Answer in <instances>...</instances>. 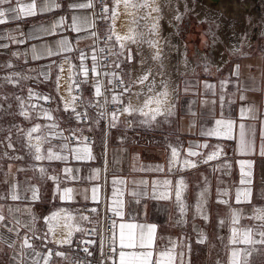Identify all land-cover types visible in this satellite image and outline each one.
<instances>
[{"label": "crops", "instance_id": "1", "mask_svg": "<svg viewBox=\"0 0 264 264\" xmlns=\"http://www.w3.org/2000/svg\"><path fill=\"white\" fill-rule=\"evenodd\" d=\"M95 1L91 0L93 7L75 9L69 6L89 3L90 0H12L11 4L0 6V10L6 12L5 22L0 24V65H11V62H8V57H14L15 66L26 71L24 77H28L29 89L35 93L31 99H29V90L26 94L27 103L35 106V109L32 107L29 111L33 110L40 116L38 120L40 131L37 137L46 138L41 142V154L46 155V150L51 147L54 152L68 156L66 161H37L35 163L37 170L35 171L32 168L29 172H7L4 178L7 183H3L0 194L7 195L10 186L17 184V192L21 199L0 201V204L5 206L4 215L9 216L8 206L19 208L20 212L16 215L23 222L30 219L27 212L29 208L38 217H45L53 211L65 209L74 217L73 220L67 221L72 226L71 240L73 242L84 232L86 227L98 224L97 221L102 220L104 214H112L110 209L114 208L116 201L119 200L123 201L124 218L122 220L120 217H114L117 221V235L119 223L128 222L130 214L136 215L137 218L134 222L158 226L156 232L157 250L171 247L169 244V238H171L176 245V252H184V264H217V261L220 264H228L230 248L233 247L229 245L231 211L239 209L242 212L238 227L252 226L258 223L248 219L253 215V205L264 206V198L259 197V194L264 192V184L261 182L264 178V158L259 155L243 154L239 148L240 124L245 125L246 139L253 141L257 150L259 148L261 132L264 130L261 122L251 118L252 114L241 118L240 108L255 104L260 112L264 113V92L249 91L244 93L247 100H240L241 92L237 90L236 77L231 76V73L234 66L238 64L241 73L240 81L244 88L264 87V45L260 43L250 45L248 42L245 43V46L249 47L247 48L242 45L240 37L238 49L235 52L230 50L233 53L229 58L227 55L225 58L222 44L218 47L215 44L213 46L210 44L213 62L216 58V49H220L219 62L221 65L218 67L215 63H209L211 59L204 50L208 46L207 42L211 41L209 36L213 35L211 28H204L203 31L192 29L190 34L194 37L197 36L196 40L199 43L197 45H191L189 41H186L187 44L183 43L186 54L189 57L191 55L199 57L200 63L194 65L188 63L191 70L180 74L177 78L176 87L178 86L180 91L179 99L176 102V114L168 118L169 122H164V120L160 126L150 129H141L136 126L127 127L125 120L120 118L114 132L110 136H105L100 120L98 124L93 123L97 118L91 116L88 126H78L74 123L71 106L65 110V107H57L55 103L49 108H45L43 104L44 96H51L53 100L55 99V90L49 91L46 88L52 76L51 69L56 71V76L51 81L56 85L55 81L57 75L61 74L60 66L62 65L68 72V88L69 85L72 88L76 66H70L68 62H65V58L67 57L71 61L73 55L76 56L78 53L77 49L84 50L93 45L92 39L76 42L78 36H86L88 33L74 30L73 17L77 18L76 26L81 28L95 21V27L88 28V31L98 34L103 23L97 19ZM33 2L36 5L35 15L25 16L22 12L7 13L6 11L9 7L24 8ZM201 3H205V0H201ZM49 5L52 6L49 7ZM42 8L44 11H41ZM196 19L199 21L197 15ZM207 21L211 23L210 26L216 24V21L207 19L199 21V23ZM177 25L178 23L175 28ZM62 39L69 41L72 50L52 56L47 55L49 51L56 52L61 47L59 42ZM34 55L39 58H34ZM201 59H204V62ZM206 64L208 65L207 71L205 70ZM249 65L252 66V70L249 69ZM194 66H196L195 74L192 72ZM70 68L71 73L69 72ZM45 73H48L47 78H45ZM222 81H227L224 87H221ZM206 82L214 85V88L206 90L204 87ZM185 83L191 86L187 93L184 91ZM205 100L208 101L207 104L203 103ZM230 101H235V103H229ZM190 107L197 113L195 117L189 114ZM44 109L49 110L51 120L43 115ZM221 118L225 123L228 120L233 121L232 138L224 135L212 137L201 135L202 131L215 128V120ZM261 118L264 119V117ZM52 124L57 127L55 129L47 127ZM71 128L83 129V137L86 134L92 135V143L85 144L79 138V132H77L75 143L71 144L65 141L62 137H67L66 132ZM55 133H62V136L55 135ZM121 137L124 139L121 140ZM64 143H69L71 149H79L81 154H84L83 150L87 149L94 158L77 160L73 152L62 153L60 146ZM169 144L177 147L179 151L177 163L171 171H169L171 158ZM197 144H207L208 147H193L191 150L195 151L197 155L189 157V146ZM214 151L219 155L207 163H203L202 161ZM185 160H189L196 166H186ZM249 161H254L251 177L252 201L251 203H236L237 189L245 187L240 184L241 164H246ZM40 166L48 169L49 176L54 175L59 178L61 189L68 187L75 190L72 200L61 201L59 198L53 200L55 185L51 179L40 177L38 171ZM157 166H162L163 170L157 171ZM65 168L72 169V172L66 174ZM77 169L79 171H76ZM73 177H78V179H73ZM114 180L124 181V183L114 185ZM165 180L171 181V186L167 188L170 199H152L154 187L157 195L166 190ZM181 180L185 185L182 192V199L186 205V215L184 216H181L174 196L175 186ZM33 186L39 189L40 198L36 202L31 201L32 194L28 190ZM93 187L97 189L96 201L92 200ZM205 187L208 191L205 193L203 210L207 219H204L196 210L198 201H201L200 193ZM133 191L145 193L140 204L135 203L131 194ZM218 191H227L228 196L218 197ZM85 195L88 199H85ZM218 200H225L227 203H219ZM142 205H147L146 214ZM93 207L98 209V214L94 213L89 217V221L82 220L81 216L85 215L84 211ZM157 209H167L168 211H157ZM9 219H12L11 216ZM179 219L186 220V223L177 224L176 221ZM221 220L224 221L223 226L220 225ZM64 224L65 220L60 219L55 234H49V242L46 243V246L39 239L31 240L35 250L41 253L40 264H44V258L49 250L52 252L49 264H66L62 258L55 255V252L60 251L61 247L68 246L55 243V240L63 238L69 230L64 227ZM76 226H79L82 231H76ZM194 227L204 233L206 237L204 243H197L199 234L194 230ZM36 229L37 235H43L47 231L43 219L37 222ZM26 232L27 229L22 228L21 237ZM27 234L30 237L32 235L30 232ZM0 237L3 238L0 240V259L3 256L12 261L13 255H16L18 260L23 261V264H32V259L35 258L33 250L22 249L20 238L8 233L3 228H0ZM159 237H163V239L161 240ZM10 240L16 241L15 248L8 247ZM189 245L191 252L188 251ZM239 247L244 246L239 245ZM21 252L24 253L23 256H20ZM177 264H179V260H177ZM256 264H264V261L258 260Z\"/></svg>", "mask_w": 264, "mask_h": 264}, {"label": "snow or ice", "instance_id": "2", "mask_svg": "<svg viewBox=\"0 0 264 264\" xmlns=\"http://www.w3.org/2000/svg\"><path fill=\"white\" fill-rule=\"evenodd\" d=\"M12 0H0V6H3L5 4H11ZM99 3L101 4V12L103 15L97 17V19L100 20H111L115 21L119 16V9L121 6L125 9H151V11L147 14V16H142L140 19H148L151 18L153 20V23L148 27V37L145 39L143 32H137L135 28L129 29V32L124 35L117 34L115 32L114 24L109 26L108 34L106 35V45L103 48L98 47L99 43V36L96 32L88 31V28L95 27V21L90 22L87 26L81 28L79 26H76L77 18L73 17V26L74 30L77 32L80 31H86L88 34L86 36H78L76 38V42L79 43L80 40L84 39H92L93 40V47L90 49L91 51V68L87 67L83 62L88 59V55L80 49H77L79 56L78 58L81 61L80 64V71H82L84 80L80 81V83H87L88 73L91 71L94 76L96 77H105L107 78V83L110 85V88H106L105 91L111 92L112 95L110 98L106 95H104V92H102L103 87V81L100 79H96L93 83V86L95 88V96L96 97H102L103 96V104H100L99 101H97V105L102 109L97 113V119L93 121V123L98 124L99 120L107 119V129L110 130L113 127H116L119 123V118L121 115H129V116H139L141 119L138 121L136 120H129L127 121V124L131 125L133 123H139L140 125H147L151 126L153 122L156 121L158 116L165 117L164 122H169L168 118L174 116L175 109H176V102L179 99V87L173 88L170 90L169 84H170V77L166 71V56H167V48L169 45V40L167 37H163L161 35V26L159 24V20L161 19L160 16L152 17L151 13L156 12L159 13L161 11V8L157 4L156 0H112V6L109 7L108 0H99ZM155 5V6H153ZM52 5H49L51 7ZM70 8H89L93 7V4L91 3V0L89 3H80V4H72L69 6ZM35 3L28 4L24 8H17V7H9L7 8V13H18L22 12L25 16L35 15ZM41 11H44L42 8ZM128 15H132L135 17V12H126ZM6 15L5 10H0V24L4 23V17ZM177 20L180 19L179 16L176 17ZM133 23L139 27L138 20L134 19ZM113 36H115V42H113ZM14 39V38H13ZM163 40V43L161 41ZM60 48L56 51H49L47 55L52 56L55 54H58L60 52H70L72 49L69 46V41L67 39H62L60 42ZM138 45L143 46L147 45L149 48L152 49V53L150 56V59L157 62L159 71L153 72L151 67L142 69L139 71V74L135 76V78L132 77V72L134 69H128L127 73L124 72V70L121 68V65L125 63L132 64L135 60L136 56H142V47H137L135 51L130 47V45ZM119 46V49L117 50L116 46ZM35 51V50H34ZM97 53H106L103 56H98ZM110 56H114L115 59L112 60L110 63L105 64L103 61L108 60ZM34 58H39L38 56L34 55ZM65 62L71 63L69 58H65ZM139 63L141 65L144 64V60H140ZM188 60H184V64L188 65ZM108 68H116L121 69L120 73H117L116 71H100V69H108ZM208 65H205V70L207 71ZM249 69L252 70V66L249 65ZM60 71H63L62 65L60 66ZM71 68L69 69V72L71 73ZM196 66L192 68L193 74H195ZM128 75V80L126 81L124 79V75ZM240 65H235L233 68V71L231 73V76L236 77V86L237 90L241 92L240 100L246 101L247 96L244 94L249 91H261L264 92V87H253V88H244L243 83L240 81ZM45 78H47L48 73H45ZM157 76H159V80H157ZM24 79H28V77H24ZM254 79V78H253ZM4 80L8 83H16L12 79L11 76L4 77ZM59 80L60 76L57 75L56 78V91L59 92ZM227 83V81L221 82V87H224V85ZM138 85H142L143 87L139 92H132V89ZM3 85H0L2 87ZM190 85L188 83H185L184 91L187 93L190 90ZM204 87L206 90H210L214 88V85L205 83ZM119 89V91H117ZM71 92V85H69V93ZM128 95L127 99H124L125 94ZM35 93L31 89H29V99H31ZM135 96L138 103L133 104L132 97ZM144 97L143 101L141 102V97ZM19 100L20 97H17ZM43 99L45 100H51L53 99L51 96H44ZM76 97H73V104H65V110H67L68 107H72V111L75 115L76 120L88 119L87 113H79L76 112L74 101ZM203 103L207 104L208 101L205 100ZM229 103H235V101H230ZM97 105H93L91 102H89V107H95ZM108 105H114L115 107L112 109L111 112L108 110ZM33 109H35V106H32ZM189 114L192 116H196L197 113L192 110V108H189ZM248 114H252L251 118L258 119L261 122L262 129H264V119L261 117H264V113L260 112V109L255 105H245L240 108V115L241 118L245 117ZM20 115L25 117V119H30L29 113L27 111L23 110V101H21V112ZM43 115L51 120L52 117L49 114V110L44 109ZM215 128H210L206 131H202L201 135L203 136H220L224 135L228 138H232V130L234 127L233 121L228 120L227 123H225L224 119H216L215 120ZM18 127V126H16ZM50 129H55L57 125L52 124L48 125ZM40 130V125H35L32 127L27 133L26 136L29 140L32 138V133L38 132ZM91 130V129H89ZM70 135L68 137H62L65 141H71L73 138L76 137V133H80V139H87L86 137H83V129H76L71 128L67 130ZM55 135L62 136V133H55ZM9 140L8 147L12 148L13 145L11 144V136L7 137ZM46 138L44 137H37L38 143L36 145H32L29 143L30 148H34L35 154L33 155V159L35 161H53V160H59V161H66L68 159L67 155H61L53 151V148H48L46 150V155L41 154V142H43ZM124 138L121 137V140ZM261 142L259 144L258 150L255 147V144L251 140L246 139L245 134V125L240 124L239 125V148L241 153L248 154V155H259L261 158H264V130L261 132ZM171 150V158L169 161V171H171L172 167L175 166L177 163V157L179 155L178 148L175 146H172L171 144L168 145ZM193 147L196 148H206L208 147L207 144H197V145H190L188 156H196L197 153L195 151H192L191 149ZM61 152L70 151L73 152L75 155V158L77 160H85V159H93L92 155L87 149H84V154H81L79 149H71L69 147V143H64L60 146ZM219 155L218 152H212L207 156L205 160H203V163H207L208 161L216 158ZM0 158H9V159H23V157H8V153L5 152L3 154V157ZM138 158V157H137ZM184 164L186 166L195 167L196 165L194 163H191L189 160H185ZM254 166V161H249L246 164H241L242 174L240 179V184L244 185L242 189H237L235 193V201L236 203H251L252 197H253V189L251 187L252 185V169ZM33 170H37V166L33 165ZM230 167V165H228ZM3 168L0 166V171H2ZM157 171H162V166H157ZM11 171V166H9V172ZM18 171H23V169H18ZM38 171L40 173V177L42 179H51L54 183V189H53V200L59 198L61 201H68L72 200L74 196L75 190L72 188L65 187L61 189L59 187L60 180L57 176H49L48 169L46 167L40 166L38 167ZM76 171H79L78 169ZM64 172L71 173L72 169L65 168ZM73 179H78V177H73ZM4 183H7V180L3 181ZM262 184H264V178H262ZM116 183L123 184L124 181H113V184ZM143 183V182H142ZM207 183V182H206ZM164 185L166 186V190L164 192H161L159 195L155 192V187L153 190L152 199L155 200H168L170 199L169 191L167 188L171 186V181H164ZM185 185L183 180L179 181L178 184L175 186L174 189V196L175 201L179 207V212L181 216L186 215V205L182 199V192ZM18 185L12 184L10 186V190L7 193V195L0 194V201L11 199L13 201L21 199V197L18 195L17 192ZM31 191V201L36 202L39 200V189L35 186L30 187L28 189ZM208 191L207 187L203 189L200 193L201 201H198L196 205V210L198 214H201L204 219H207V215L204 214L203 210V202L205 193ZM97 189L93 187L92 189V200H97ZM132 196L134 197L135 203L140 204L141 198L145 196V193L143 192H136L133 191ZM115 195V193H114ZM218 197H224L228 196L227 191L217 193ZM260 198H264V192H261L259 194ZM85 199H88L87 195H85ZM219 203H227L225 200H218ZM123 201H116V206L114 208H111V212L114 217H120L122 220L124 218V211H123ZM4 205L0 204V228L5 229L8 233L13 234L15 237L20 238L22 240V244L20 247L22 249H32L34 253V257L32 259V264H40V257L41 253L37 252L34 248V245L31 243L32 239H39L42 242H44V246H46V243L48 241L49 234H55V229L59 225V220L63 219L65 220L64 227L68 228L66 235L61 238L55 240V243L58 245H71L72 240V230L71 225L67 223V221L73 220L74 217L71 213H68L65 209H58L56 211H53L48 216L45 217H38L35 214L32 213L31 208L27 209V212L30 216V219L27 221H21L20 218L16 215V213L20 212L19 208H12L11 206H8L7 211L9 213V216H11V220L9 219V216L4 215ZM143 211L147 212V205H142ZM79 211V210H77ZM86 211H90L92 213L98 214V209L96 207H93L91 209H88ZM157 211H164L167 212V209H157ZM253 215L248 217V219H251L253 221H256L258 223L252 225V226H239L240 220L242 218V212L239 209H235L231 211L230 215V222H231V236L229 237V245H232L233 247L230 248V256L228 260V264H256L258 260L264 261V206H255L253 205ZM136 215L130 214L128 222L119 223V233L117 235V221L115 219H112L110 230L112 232V236L110 237L108 244H107V252L104 251V242L101 241V260L102 262L111 261L112 264H177V260H179V264H184V252L180 251L179 253L176 252V245L175 243L169 238V244L171 247H165L162 250H157L156 248V240H157V225L156 224H148L145 225L143 223H137L136 221ZM43 219L45 222V226L47 227V231L43 233V235H37V229L36 224L39 220ZM81 219L84 221H89V217L87 215H82ZM103 219H108L107 216L103 217ZM14 221V222H13ZM97 223H102V220H98ZM177 224H184L186 223V220L179 219L176 221ZM224 221H220V225L223 226ZM27 229V232L23 237L20 235L21 229ZM194 230L198 232L199 238L197 240V243H204L206 237L204 236V233L201 232L199 229H196L194 227ZM76 231H82L79 226H76ZM28 232L32 233L31 237L27 234ZM92 234H96V229L91 230ZM3 238L0 237V240ZM159 239H163V237H159ZM221 240H223V237H221ZM118 245V247H117ZM239 245H243L244 247H239ZM8 247L9 248H15L16 247V241L10 240L8 241ZM83 251L87 253L88 256L93 255L91 251H89L88 248H84ZM188 251L191 252L190 245L188 246ZM24 253L21 252L20 256H23ZM52 252L49 250L47 256L44 258V264H49V259L51 258ZM56 256L65 257L66 254L60 251L55 252ZM13 260H17V264H23L22 260H18L16 255H13ZM217 264H220L219 261H217Z\"/></svg>", "mask_w": 264, "mask_h": 264}, {"label": "rangeland", "instance_id": "3", "mask_svg": "<svg viewBox=\"0 0 264 264\" xmlns=\"http://www.w3.org/2000/svg\"><path fill=\"white\" fill-rule=\"evenodd\" d=\"M109 7L112 6V0H108ZM157 4L161 8L162 6V0H156ZM182 4L181 10L177 11L175 14L174 24H173V30L175 34V41L176 43L171 44V51L168 52V57L165 60L166 67L167 65H171L175 68L177 71V76L182 74L183 69H190V65H185L184 60L187 59L189 63L199 64V57L196 56H188L186 54V49L184 46V43L186 41H189L191 45H197L199 42H197L196 38L197 36H192L191 30H202L204 28H211V33L213 35H210L209 38H211L210 42H207L208 46L205 47V54L211 59L209 61L210 64L215 63V59L213 62V56L211 54L212 50L210 48V44L212 46L215 44L217 47L222 44L224 47V53L223 55L226 58V55L228 58L230 57L231 53L235 52L231 49V47L227 44L226 40H224L221 36H219V25L216 21L215 26H210L211 23L203 22V23H196L195 17L197 13L198 6H204V3H201V0H178ZM193 2V4H192ZM248 4L247 11H244L242 13V16L240 18V25L239 27V37H241V43L243 46H245V43H248L253 45L254 43L257 45L258 43L264 45V12L262 8V4L260 0H249L246 2ZM251 4V5H250ZM212 6L209 8L216 9V4L212 3ZM155 6V5H153ZM167 6V4H166ZM178 7V6H177ZM178 9V8H177ZM244 9V7H243ZM151 11V9H128L125 10L122 6L119 9V16L115 21H105L102 24V28L106 27L107 32L109 31V26L114 24L115 32L116 31H122V34H127L129 32V29L135 28L137 32H143L145 39L148 37V27L153 23V20L151 18L148 19H140L142 16H147V14ZM126 12H135V17L132 15L126 14ZM160 11L159 13L152 12V17L160 16L161 19L159 20V24L161 26V20L163 19V14ZM183 12V13H181ZM181 13V14H180ZM180 15V16H179ZM179 16L180 19L177 20L176 17ZM244 17V18H242ZM136 19L139 22V27H137L136 24L133 23V20ZM215 21V20H214ZM243 21V22H242ZM178 23L177 28H175V25ZM185 23L187 25L185 26ZM100 28V26H99ZM177 29V30H176ZM100 29L98 30L99 34ZM120 31V32H121ZM218 32V35H217ZM221 39H220V38ZM217 38V39H216ZM60 39V37H58ZM196 40L194 42H191L193 40ZM113 42H115V36H113ZM180 42V43H179ZM184 42V43H183ZM240 41L237 43H233L234 46L239 45ZM182 44L183 51L178 52V46ZM187 44V42H186ZM149 48L146 44L143 45ZM130 47L135 51L138 47V45H130ZM117 50L119 49V46H116ZM229 48V49H228ZM152 53V49L149 48ZM233 52H231V51ZM204 52V51H203ZM73 55L70 66H76V63L78 60H76V57H78V53H76V56ZM151 56V55H150ZM14 57H8V62H11V65H0V85H3L0 87V157H3V154L5 152L8 153V157H23V159H9V158H0V166H2L3 170L0 171V191L2 189V186L4 185L3 181L5 180V175L7 172H9V166H11V171L14 173H20L27 171L29 172L32 170V166L35 165L37 161L33 159V155L35 154L34 148H30L28 145L31 143L32 145H36L38 143L37 140V134L38 132L32 133L31 140L28 139L26 136V133L35 125L38 124L39 115L38 113L34 112L33 110L30 112V108H32L31 105H29L27 102V92L29 90L28 86V79H24V75L26 71L24 72V69H21L17 66H15L14 63ZM141 60L140 56H136L135 60L132 64L125 63L124 66H127L128 69H133V66L140 64L139 61ZM168 60V61H167ZM170 60V61H169ZM202 62H204V59H201ZM206 61V60H205ZM65 66V65H64ZM155 67V68H154ZM187 67V68H186ZM75 68V67H73ZM153 72L159 71L157 62H155V65L153 66ZM63 79L62 81L59 80V92L56 91L57 85H54L51 81H53V78L56 76V71L51 69V77L50 82L47 85V89L51 91L52 89L55 90V99L54 103L57 107H65V104H71V93H69L68 83H67V74L68 72L65 71V68H63ZM187 72L186 71H183ZM135 71L132 72V77L135 78ZM11 76L16 83H8L4 80V77ZM178 78V77H177ZM128 79V75H127ZM137 87V86H136ZM134 87L133 90L136 88ZM128 95L125 94L124 99H127ZM17 97H20L18 100ZM21 101H23V110L27 111L29 113L30 119H25L22 115H20L21 112ZM125 117H128L131 120L138 121L141 119L139 116H129L127 114L123 115ZM165 120V117L158 116L156 121L151 124V126L147 125H140L139 123H133L132 127L136 126L141 129H150L155 128L157 126H160L163 121ZM18 126V127H16ZM11 136V144L13 145L12 148L8 147L9 140L7 137ZM18 169H23V171H18ZM0 264H17V260H7L3 256L0 259Z\"/></svg>", "mask_w": 264, "mask_h": 264}, {"label": "built area", "instance_id": "4", "mask_svg": "<svg viewBox=\"0 0 264 264\" xmlns=\"http://www.w3.org/2000/svg\"><path fill=\"white\" fill-rule=\"evenodd\" d=\"M96 3V16L99 17L101 15H103V13L101 12V4L99 3V0L95 1ZM99 22L104 23V20H100L98 19ZM108 34L106 27L105 28H101L99 31V43H98V47L103 48L105 47L107 41H106V35ZM93 47V45L91 47H88L86 49H84L83 51L88 55V59H86L83 63L91 68V51L90 49ZM247 48H249L248 46H245ZM106 53H97L98 56H103ZM79 56V53H78ZM115 57L114 56H110L108 60L103 61V63L108 64L110 63L112 60H114ZM78 63H77V67L75 70V75L73 77V84H72V88H71V104H73V97H76L75 101H74V106L76 109V112L79 113H87V117L88 119H81V120H76L75 119V115H74V123L78 126H88L90 124V117L93 116L95 118H97V113L99 111H101L102 109L99 107V105H97V101H99L100 104H103V96L102 97H96L95 96V88L93 86V83L96 79H100L103 81V87H102V92H104V95L108 96L110 98V96L112 95L111 92H107L105 91L106 88H110L111 86L108 85L107 83V78L101 76V77H96L93 75V73L91 71H89L88 73V78H87V83H80V81L84 80V76L82 71H80V64L81 61L80 59L77 57ZM121 68L124 70L125 73H127L128 68L127 66L121 65ZM100 71H116L117 73L121 72V69H116V68H108V69H100ZM124 79L127 81V75H124ZM117 91H119V89H117ZM89 102H91L93 105H97L95 107H89ZM43 104L45 108H49L54 104V100H45L43 99ZM114 105H108V110L109 112L112 111V109L114 108ZM120 118H123L125 120V124L127 127H132V124L129 125L127 124V121L131 120L128 117H125L123 115L120 116ZM119 118V119H120ZM101 124H102V130H103V134L105 136H110L114 130L115 127L111 128L110 130L107 129V119H102L100 120ZM67 137L70 135V133L67 131L66 132ZM77 135V133H76ZM84 137H86L87 139H83V142L85 144H91L92 143V135L90 134H86ZM76 137L73 138L69 143L73 144L75 143ZM214 170V168H213ZM91 209V208H87L86 210ZM84 211V214L87 215L88 217H91L94 213L90 212V211ZM107 216L108 219H103V217ZM102 217V223H98L94 226H88L85 228L84 232L82 234H80L72 243L71 245L68 246H63L60 249V252H63L66 254V258L65 257H60L62 258L66 264H111V261H107V262H102L101 260V241L103 240L104 242V251L105 253L107 252V244L108 241L110 239V237L112 236V232L110 230V225L112 222V219H115L114 216L111 213H106L104 214ZM96 229V234H92L91 230L92 229ZM84 248H88L89 251H91L93 253V255L88 256L87 253H85L83 251Z\"/></svg>", "mask_w": 264, "mask_h": 264}, {"label": "bare ground", "instance_id": "5", "mask_svg": "<svg viewBox=\"0 0 264 264\" xmlns=\"http://www.w3.org/2000/svg\"><path fill=\"white\" fill-rule=\"evenodd\" d=\"M249 0H218L215 1L217 3L216 9H211L209 8L210 6L208 4H204V6H198L197 13H198V18L200 21L202 20H215L218 22L219 25V36H221L224 40H226L227 44L231 47L233 51H236L238 49V45L234 46L233 43L239 42L240 37H239V25H240V18L242 16L243 7L247 8ZM213 2V3H215ZM262 4V10L264 12V0H260ZM162 7H161V13L163 14V19L161 20V35L163 37H167L169 40V45L167 48V56L168 57V52L171 51V44H174L175 41V34L173 30V22L175 19V14L177 11L181 10L182 4L178 2V0H162ZM167 4V6H166ZM251 5V4H250ZM178 6V7H177ZM178 8V9H177ZM182 11V10H181ZM152 14V13H151ZM244 18V17H242ZM243 22V21H242ZM121 31V30H120ZM116 31L117 34L123 35L122 31ZM177 39V38H176ZM163 43V40L161 41ZM180 43V42H179ZM142 47V52L143 55L140 56L141 60H144V64H138L133 66V69L135 71V76L139 74V71L142 69H146L151 67L153 70V66L155 65V61L150 59L151 55V50L147 48L146 46H138ZM216 49V48H215ZM178 52L183 51L182 44L178 46ZM220 49H216V61L215 64L216 66H220ZM168 61V60H167ZM170 61V60H169ZM166 63V62H165ZM187 68V67H186ZM190 71V69H183V71ZM166 71L170 77V84L169 88L170 90L173 88H176V82H177V71L175 70L174 67L171 65H167ZM63 71L60 74V80L62 81L63 79ZM134 76V77H135ZM157 80H159V76H157ZM143 86L138 85L133 92H139ZM141 102L143 101L144 97L142 96ZM133 104H137L138 101L135 96L132 97Z\"/></svg>", "mask_w": 264, "mask_h": 264}, {"label": "flooded vegetation", "instance_id": "6", "mask_svg": "<svg viewBox=\"0 0 264 264\" xmlns=\"http://www.w3.org/2000/svg\"><path fill=\"white\" fill-rule=\"evenodd\" d=\"M215 1H218V0H205V3L204 4H208L209 6H212L211 4L213 3V2H215ZM214 4H216L217 5V3L215 2ZM243 11L245 10V11H247V8L245 7L244 9H242ZM199 19V18H198ZM200 21V20H199ZM199 21L196 19V17H195V22L196 23H199ZM203 21V20H202ZM187 25V23H185V26ZM178 26V25H177ZM177 28V27H176ZM177 30V29H176Z\"/></svg>", "mask_w": 264, "mask_h": 264}]
</instances>
